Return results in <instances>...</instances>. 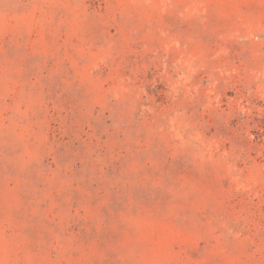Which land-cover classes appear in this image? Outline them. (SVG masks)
<instances>
[{
	"label": "rangeland",
	"instance_id": "1",
	"mask_svg": "<svg viewBox=\"0 0 264 264\" xmlns=\"http://www.w3.org/2000/svg\"><path fill=\"white\" fill-rule=\"evenodd\" d=\"M0 264H264V0H0Z\"/></svg>",
	"mask_w": 264,
	"mask_h": 264
}]
</instances>
